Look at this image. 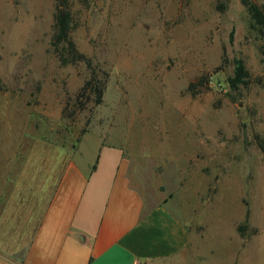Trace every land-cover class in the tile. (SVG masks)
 <instances>
[{
	"label": "rangeland",
	"instance_id": "374dc122",
	"mask_svg": "<svg viewBox=\"0 0 264 264\" xmlns=\"http://www.w3.org/2000/svg\"><path fill=\"white\" fill-rule=\"evenodd\" d=\"M70 10L85 61L62 66L54 0H0L3 206L16 191L34 201L32 186L56 179L62 160L85 168L113 145L146 207L188 228L176 264H264V34L241 1L70 0ZM239 61L246 85L231 82Z\"/></svg>",
	"mask_w": 264,
	"mask_h": 264
},
{
	"label": "crops",
	"instance_id": "0c3cea01",
	"mask_svg": "<svg viewBox=\"0 0 264 264\" xmlns=\"http://www.w3.org/2000/svg\"><path fill=\"white\" fill-rule=\"evenodd\" d=\"M62 162L56 179L32 186L34 201L16 191L3 206L0 195V264L177 263L188 228L164 205L146 207L119 147L99 145L85 168Z\"/></svg>",
	"mask_w": 264,
	"mask_h": 264
},
{
	"label": "trees",
	"instance_id": "16d2710c",
	"mask_svg": "<svg viewBox=\"0 0 264 264\" xmlns=\"http://www.w3.org/2000/svg\"><path fill=\"white\" fill-rule=\"evenodd\" d=\"M241 4L246 8L253 28L260 34H264V6H259L252 0H240ZM55 13L53 33L51 36L50 46L62 66L74 65L85 61V57L76 49L71 37L72 16L70 10V0H54ZM248 73L245 70L242 61L236 66L235 77L232 79L234 85H246ZM91 85V81L86 83V87ZM93 90L96 94V104H99L103 95V87L97 86ZM86 88H84L85 90ZM260 148L263 149V143L259 142ZM95 165L93 169H95Z\"/></svg>",
	"mask_w": 264,
	"mask_h": 264
},
{
	"label": "snow or ice",
	"instance_id": "6c2138e0",
	"mask_svg": "<svg viewBox=\"0 0 264 264\" xmlns=\"http://www.w3.org/2000/svg\"><path fill=\"white\" fill-rule=\"evenodd\" d=\"M115 251V250H114ZM105 264H107V262H105Z\"/></svg>",
	"mask_w": 264,
	"mask_h": 264
}]
</instances>
